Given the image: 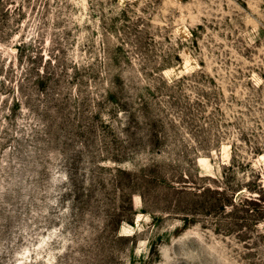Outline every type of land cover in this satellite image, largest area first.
<instances>
[{"label": "rangeland", "instance_id": "374dc122", "mask_svg": "<svg viewBox=\"0 0 264 264\" xmlns=\"http://www.w3.org/2000/svg\"><path fill=\"white\" fill-rule=\"evenodd\" d=\"M0 264H264V0H0Z\"/></svg>", "mask_w": 264, "mask_h": 264}]
</instances>
